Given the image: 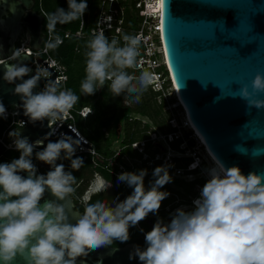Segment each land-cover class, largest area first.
Here are the masks:
<instances>
[{"label": "clouds", "instance_id": "1", "mask_svg": "<svg viewBox=\"0 0 264 264\" xmlns=\"http://www.w3.org/2000/svg\"><path fill=\"white\" fill-rule=\"evenodd\" d=\"M67 4V10L59 7L46 18L50 34L46 49L54 50L63 42L59 35H52L56 25L83 17L88 7L87 0H67ZM122 39L124 45L117 46V39L109 42L102 30L93 34L85 54L86 76L81 82L84 95H93L110 80L114 96L127 93L138 103L153 84L152 71L142 69L135 75L140 46L147 44L143 34H126ZM18 56L16 53L13 59ZM4 66L3 80L15 84L13 94L20 96L24 115L33 123L45 118L50 123L62 121L79 100L71 89L62 90L59 82L52 80L34 93L41 77L47 79V69L37 68L34 75L24 79L31 71L27 64ZM17 80L22 82L16 83ZM251 83V91L247 84L239 89L240 97L249 106L264 108V99L255 96L264 92V73L258 72ZM0 116L7 118L2 102ZM9 135L15 138L19 157L0 163V264H13L18 255L26 264H77V258L88 252L110 246L114 241L126 243L130 239L129 228L150 213L158 215L162 202L170 195L162 190L172 181L170 165L156 166L152 172L154 180L147 188L146 169L138 174L123 172L119 182L132 189L124 200L113 207L99 200L89 203L90 195H85L84 211L71 223L65 205L58 201L75 192L76 178L56 161L63 151L65 159L71 160V167L79 170L83 158H73L74 144L78 146L79 141L65 136L44 145L42 140L30 143L19 131L12 130ZM34 147H42L35 153L36 158L50 166L44 174H38L32 162ZM197 165L195 162L189 167L194 169ZM207 176L198 197L192 201L193 209L177 208L167 223L158 218L144 232L146 247L135 246L130 259L138 258L141 264H264V173L245 174L238 165L226 167L215 158ZM110 186L97 174L89 193L105 191ZM46 191L56 199L41 204Z\"/></svg>", "mask_w": 264, "mask_h": 264}, {"label": "water", "instance_id": "2", "mask_svg": "<svg viewBox=\"0 0 264 264\" xmlns=\"http://www.w3.org/2000/svg\"><path fill=\"white\" fill-rule=\"evenodd\" d=\"M161 5L166 67L189 121L207 150L226 167L238 165L245 174L264 173V108L249 106L239 95L245 84L251 91L255 75L264 73V0H161ZM43 21V15L34 10V0H0V57L4 59L0 64V102L6 109L17 108L19 120L26 122L18 131L30 143L42 140L46 145L64 135L93 149L64 124L54 133L47 118L31 122L24 115L20 96L13 94L15 84L2 78L5 63L29 66L28 54L13 56L23 32L31 37L33 49L42 46ZM44 65L50 79L41 77L34 93L46 80L57 81L56 71L49 63ZM30 69L24 79L36 73ZM255 96L264 99V92ZM92 194L88 192L90 197ZM55 199L46 191L41 204ZM58 202L65 205L71 223L83 213L76 209L72 195ZM134 247V243L100 247L78 257L77 264H132L129 256ZM13 264L26 261L18 255Z\"/></svg>", "mask_w": 264, "mask_h": 264}, {"label": "trees", "instance_id": "3", "mask_svg": "<svg viewBox=\"0 0 264 264\" xmlns=\"http://www.w3.org/2000/svg\"><path fill=\"white\" fill-rule=\"evenodd\" d=\"M102 0H87L88 7L83 15V36L78 37L76 34L80 30L82 17L71 21L67 24H57V29L55 34L62 37L63 42L54 50L50 49V55L55 59L59 60L62 64L67 67V72L69 80L67 83V89H71L77 96H79L78 102L73 106V112L75 114V125L78 130L87 137L96 151L104 158V161L98 160L97 166L94 167L95 157L91 153H76L74 157H82L83 165L79 170H75L71 167V160L65 159V154L62 151L60 159L56 161L57 164L63 163L66 172H71L76 178V183L73 185L75 192L70 194L73 196L76 203V209L83 212L85 208L84 202L81 201V196L84 193V189L81 188L82 183L85 181V173L94 170L99 172L104 178L112 184V188L106 189L92 195L89 203H95L96 201H102L108 203L109 205L124 200L132 191V189L123 182H119L116 176L117 171H119V163H123L122 157L127 155L132 158H142V154L137 150H134L131 146L133 142L140 140H147L150 138L151 124H142L141 119L135 118V114L140 116L148 117L152 120L153 126L157 127L163 134H169L177 131L176 128L171 127L168 123L170 119V114L164 117L163 108L166 106V101L163 100L161 104L158 103L157 96L159 93L153 90H147L143 93L140 101L135 102L134 105H126V96L132 98L127 93H122L119 96H114L110 90L111 81H106L105 85L98 90L93 95H84L81 92V82L85 79L86 72V52L89 50L87 48V43L93 38L92 29L97 26L100 5ZM138 0H119L115 4V7L119 12L122 11L123 14V24L122 32L119 34L115 33V30L106 31V37L109 42L113 38L123 45L122 37L124 35H135L136 32L141 28L143 21V16L139 15L140 9L136 7V2ZM64 8L67 10L68 4L67 0H34V10L41 13L42 9L49 15L56 11L57 8ZM120 17V15H118ZM47 20L43 23V31L46 30ZM69 32V37H65V33ZM142 48H144L142 46ZM159 71H164L168 73L165 66L158 69ZM129 73H131L128 70ZM140 74V71L137 76ZM133 99V98H132ZM84 107H91L94 112L87 118H83L77 113L80 109ZM11 118H0V161L10 162L14 158L19 157V152L15 148H8L7 145L14 141V137L9 135L10 131H18L19 127L16 125H11ZM143 126V127H142ZM122 128L123 138L121 141V149L119 153L112 149L113 142L118 140V128ZM181 139L172 142L171 145H175L177 149L181 143ZM192 145L193 142L191 141ZM151 143H148V159L144 160L143 166L147 170V175L145 176V187H150L147 177H154L149 170L153 172L154 168L158 165H162L161 160H155V156L160 153L159 147L151 148ZM38 149H33L32 162L37 167L38 174H44L50 170V166H43L40 161L36 158L35 153L42 150V147H37ZM75 150L78 149L77 145H74ZM112 158L115 164H109L107 159ZM177 162L178 167L190 166V158H174ZM147 162L151 163V167L147 165ZM128 169H132L133 172L137 174L140 171V167L137 165L130 166L125 164ZM205 165V164H203ZM200 170H193V173H197ZM176 181V182H175ZM206 178H197L192 182H185L181 179H173L172 182L178 186V194L182 197L188 198L189 196L197 195L195 191L196 185H201L205 183ZM168 189V186H164ZM132 228V230H131ZM130 239L127 242L134 241L137 235L143 234L138 230L136 226L129 228ZM144 241V238L142 239ZM115 245H118V241H114Z\"/></svg>", "mask_w": 264, "mask_h": 264}, {"label": "built area", "instance_id": "4", "mask_svg": "<svg viewBox=\"0 0 264 264\" xmlns=\"http://www.w3.org/2000/svg\"><path fill=\"white\" fill-rule=\"evenodd\" d=\"M117 1L119 2V0H104L106 9L104 7L103 11H99L97 26L94 29H92V34L99 32L101 30L104 32L105 36H106V31L108 30H115L116 34H119L122 32V24H123L122 11L119 12L116 7L108 8L109 4H116L118 3ZM138 1L139 3H138L137 8L140 9L141 16H143V21L141 24V28L136 32V34L142 33L144 38L147 40V44L146 45L142 44L140 46L141 54H140V57H138V65H137L136 71L139 72L142 69H147L149 71H152L155 75V79L153 81V84L150 86L151 89L154 92L159 93L158 96L162 100H167L168 96L172 94L174 98L177 100L176 103L178 104V106H181L175 94L172 80L170 78L166 64L164 60L162 64L159 62L160 60L159 57L161 56L163 58V54L161 50L162 41H161L160 28H159L160 20H159V16L156 15V13L151 12L149 8V5H152V3L155 0H138ZM101 6L102 4L100 5V7ZM40 14L43 15L44 21L47 20L46 18L48 14L43 9ZM118 15H120V17H118ZM83 24H84V19L82 17L80 30L76 34L78 37L83 36V32H82ZM56 29H57V26H56ZM153 32L157 33L156 35L157 38L151 37V34ZM43 33H44V40H43L42 46L39 49H33L31 46V37L26 32H23V36L16 47V53L28 54L31 57L29 66L35 70H37V68L47 69L44 64L49 63L50 67L54 69L57 73L56 80L59 82L60 89L62 90L67 89V83L69 80L67 67L64 64H62L59 60L55 59L54 57L50 55V49H46V43L50 39V34L47 28L45 31H43ZM52 35H56V34L54 33ZM69 35H70L69 32L65 33V37H69ZM142 46L144 48H142ZM157 48H160V50H158ZM3 62H4V59L0 57V64ZM162 66H165L168 72L167 74L164 71L158 70ZM47 79H50V72H48V70H47ZM47 82L48 80H46L40 85L39 91L44 89ZM18 113L19 112L17 108L15 107L6 109V117L12 119L10 126L17 125L19 128H22L26 125V122L19 120ZM77 113L81 115L83 118H87L92 113V110H91V107H84L80 109L79 111H77ZM0 118H5V117L0 116ZM175 121H176L175 119H172L170 120V123L172 127L177 129V131L169 133V134H163V136H164V139L166 140V143L169 145V147L172 150H174L177 154L170 156L168 157V159H166L165 155L161 157V154L158 153L155 157V160H161L163 164L167 163L166 165H170V167L174 166V171L172 173V175H174L172 176L174 179H181V180H184L185 182H192L196 180L198 177L199 178L204 177L207 180L208 179L207 172H204V168L202 167L201 164H199V162H201L200 161L201 156L198 155L197 153L198 150L202 148L204 149L205 146L200 142V140L196 136V133L189 128L186 119L184 120L183 124L182 123L175 124L174 123ZM61 124H64L70 129H72L82 141L92 146L93 149H89L79 144L78 149L75 150V152L76 153H91L96 159L94 163L97 166V161L101 160V155L96 151V149L94 148L90 140L87 137H85L76 127L75 114L73 112V109H71L68 112L64 120L62 121L57 120L54 123H50L52 131L55 133ZM186 127L189 128V131ZM64 137H65L64 135H61L59 139L64 138ZM178 139H181L182 141L179 144V147L176 149L171 146V143L175 142ZM152 140L153 139L150 137L147 140H140L137 142H133L131 146L134 150H137L142 155H145V158H144L145 160L148 158V153H147L148 143H151V146H152ZM0 141H2L1 138H0ZM191 141L193 142L192 145L190 144ZM7 147L15 148L13 142L7 145ZM156 147H151V148L154 149ZM34 149H38V148L34 147ZM168 152H165L164 154L166 153L168 154ZM118 153L119 152H117L116 154ZM174 158H190L192 162L191 165L195 162H198V165L194 169H190L189 166L178 167L177 162L174 160ZM102 161H104V158ZM118 165H119V171H117L116 173L117 177H119V175L123 172H129V171L133 172L132 169H128V168L126 169L125 167L126 165H124L123 163H119ZM131 166H134V164ZM197 169H199L200 171L197 173H193V170H197ZM196 186H197V190L195 191H197V195L195 196H189L188 198H186V197H182L180 194L176 192L175 193L169 192L170 195L168 197H171L174 195L176 197L175 203H179L181 207L185 209V211L192 210L194 207L192 201L198 197L199 191L201 189V185L197 184ZM141 233L144 235V231H141Z\"/></svg>", "mask_w": 264, "mask_h": 264}, {"label": "rangeland", "instance_id": "5", "mask_svg": "<svg viewBox=\"0 0 264 264\" xmlns=\"http://www.w3.org/2000/svg\"><path fill=\"white\" fill-rule=\"evenodd\" d=\"M118 2V1H117ZM138 3L139 1L136 2V7H138ZM102 6L100 8V11H103L104 7L106 9V6L104 4V0H102ZM108 8H115V4H109ZM139 15H141L140 11H139ZM157 35V33H152L151 34V37L155 38ZM157 38V37H156ZM123 45H124V41H123ZM121 45L119 42L117 44V46H123ZM158 50H160V48H157ZM159 62L162 64L163 62V58L160 56L159 57ZM130 71L131 73L133 72V69H127V71ZM138 74V71H135V75ZM151 89V87L148 88V91ZM152 90V89H151ZM157 100H158V103L161 104L163 102V100L157 96ZM166 101V106L163 108V112H164V117H167L168 116V113L170 114V119L168 120V123L171 125L170 123V120L172 119H175L176 121L174 122L175 124H178V123H182L184 122L185 120V117H184V111H183V108L181 106H178V104L176 103L177 100L174 98V96L171 94L170 96H168L167 100ZM126 105H134L135 101L132 99V98H128L127 101L124 102ZM92 110V113L91 115L93 114L94 110L91 108ZM135 116V118H139L141 119V122L142 124H146V123H149L151 124V132H150V137L153 139L152 140V147H159L160 149V154H161V157L165 155V158L168 159V157L172 156V155H176L177 153L172 150L169 145L166 143V140L164 139V136H163V133L157 128V127H154L153 126V122L150 118L148 117H145V116H140L138 114H135L133 115ZM143 127V126H142ZM172 127V125H171ZM189 131V128L186 127ZM186 129V130H187ZM186 131V132H188ZM124 134H123V131H122V128H118V140H115L113 142V145H112V149L119 152V150L121 149L122 145H121V141H122V138H123ZM172 147L175 148V145H171ZM90 149V148H89ZM169 151V152H168ZM165 152H168V154H164ZM198 155H200V161L199 164L202 165V167L204 168V172H206L209 168L213 167L212 165H210V159H208V155L206 154V152L204 151V149H200L197 151ZM156 157V156H155ZM145 158V155H142V159L144 160ZM101 160H103V158L101 157ZM122 160H123V164H128V165H138L140 167V170L141 169H144V166L143 164L141 163L140 160L136 159V158H132V157H129L127 155H124L122 157ZM107 161L110 163V164H115V161L114 159L112 158H109L107 159ZM190 163H192L190 161ZM40 164L43 165V166H49L47 164H45L44 162L40 161ZM167 164V163H166ZM166 164H163L162 162V165H166ZM205 164V165H203ZM148 166H152L151 163H147ZM94 167H96L95 163H94ZM126 167V166H125ZM127 169V167H126ZM174 171V169L172 167L169 168V172H170V175L171 173ZM149 173H152L151 170H149ZM99 174L101 177L104 178V176H102L99 172H95L94 170L92 171H88L85 173L86 177H85V181L82 183L81 185V188L84 189V193L86 192V190L89 188V186L92 184V182L94 181V178L95 176ZM171 176H174V175H171ZM197 176V175H196ZM105 179V178H104ZM174 178L172 177V180ZM106 180V179H105ZM147 180H150L149 177H147ZM107 181V180H106ZM176 182V181H175ZM175 182H170L168 184H166V186H168V188H171L174 190H179L181 188H179L178 186L174 185ZM172 186V187H171ZM109 188H112V184L110 187H108L107 189ZM166 187H164L162 190L165 191ZM195 190H197V186L195 187ZM81 201L83 202V199H81Z\"/></svg>", "mask_w": 264, "mask_h": 264}, {"label": "flooded vegetation", "instance_id": "6", "mask_svg": "<svg viewBox=\"0 0 264 264\" xmlns=\"http://www.w3.org/2000/svg\"><path fill=\"white\" fill-rule=\"evenodd\" d=\"M23 36V35H22ZM136 159H138V160H140L141 161V163L144 161L142 158H136ZM148 159V158H147ZM147 159H145V160H147ZM175 160V159H174ZM147 163H150V162H147ZM143 164V163H142ZM138 166V165H137ZM172 168L174 169V166H172ZM173 173V172H172ZM172 173H171V175H172ZM149 178H150V180H148V182H150V181H153V178L152 177H150L149 176ZM92 185V184H91ZM91 185L89 186V188L91 187ZM149 185H150V183H149ZM175 185V184H174ZM172 187V186H171ZM89 188L86 190V192L85 193H83V195L81 196V199H83V197L85 196V195H88V192H89ZM165 191H167V192H171V193H178L177 192V190H174V188L173 189H171V188H166L165 189ZM98 193V192H97ZM93 194H95V193H93ZM92 194V195H93ZM92 195H91V197H92ZM90 197V198H91ZM175 201H176V197L173 195V196H171V197H167L163 202H162V205H161V208H160V210H159V213H158V215H154V214H149L148 215V217L146 218V219H144V220H142L139 224H137V225H135L137 228H138V230L140 231V229H143L144 230V232H146V231H148V230H150L151 228H152V226H153V224H154V222L158 219V218H160V219H162L165 223H167V222H169L170 220H171V218H172V215L175 213V210L177 209V208H182L181 207V205L179 204V203H175ZM117 203V202H116ZM116 203H113V204H111V206H115V204ZM187 211H191V210H187ZM140 228V229H139ZM131 230H132V228H131ZM141 232V231H140ZM144 236V235H143ZM144 238V237H143ZM142 235L140 236V235H137L136 234V237L134 238V241H130V242H126V243H120V242H118V245H115L114 243L115 242H113L111 245L112 246H114V247H124L125 245H127V244H132V243H134L135 244V246H137V245H139L141 248H143V247H146V245H145V242L144 241H142ZM135 248V247H134ZM134 248H133V251H134ZM132 251V252H133ZM132 264H141V262L138 260V258L137 259H132Z\"/></svg>", "mask_w": 264, "mask_h": 264}, {"label": "bare ground", "instance_id": "7", "mask_svg": "<svg viewBox=\"0 0 264 264\" xmlns=\"http://www.w3.org/2000/svg\"><path fill=\"white\" fill-rule=\"evenodd\" d=\"M161 0H155L152 5H149V8H150V11L153 12V13H156V15L159 16V20L161 18ZM160 31H161V22H160ZM160 36H161V32H160ZM161 50H162V54H163V60L164 62H166V57H165V51H164V46H163V43L161 44ZM167 65V62L165 63ZM168 66V65H167ZM171 80H172V77L170 76ZM172 84L174 85V83L172 82ZM174 91H175V94L177 95V92H176V88L174 86ZM178 98V96H177ZM179 103H180V100H178ZM181 104V103H180ZM182 105V104H181ZM183 108V111H184V117L185 119L187 120V124L189 126V128L191 130H193L195 133H196V136L198 137V139L200 140V142L205 146V143H204V140L203 138L201 137V135L196 131V129L194 128V126L191 124V122L189 121V118L187 116V112L185 110L184 107ZM204 151L206 152V154L208 155V159H210V165L214 166V160L215 158L213 157V155L207 150L206 146L204 148ZM173 156V155H172ZM207 172V171H206Z\"/></svg>", "mask_w": 264, "mask_h": 264}]
</instances>
